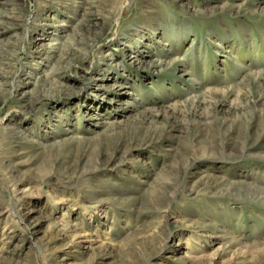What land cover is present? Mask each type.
<instances>
[{
  "label": "rangeland",
  "instance_id": "rangeland-1",
  "mask_svg": "<svg viewBox=\"0 0 264 264\" xmlns=\"http://www.w3.org/2000/svg\"><path fill=\"white\" fill-rule=\"evenodd\" d=\"M262 193L264 0H0V264H264Z\"/></svg>",
  "mask_w": 264,
  "mask_h": 264
},
{
  "label": "bare ground",
  "instance_id": "bare-ground-1",
  "mask_svg": "<svg viewBox=\"0 0 264 264\" xmlns=\"http://www.w3.org/2000/svg\"><path fill=\"white\" fill-rule=\"evenodd\" d=\"M250 187V186H249ZM262 194H264V193H262ZM257 200V199H256Z\"/></svg>",
  "mask_w": 264,
  "mask_h": 264
}]
</instances>
